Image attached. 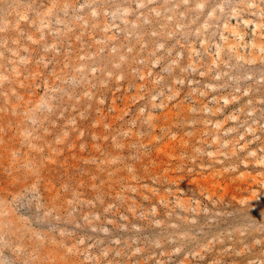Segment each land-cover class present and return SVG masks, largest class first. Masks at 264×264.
<instances>
[{"label":"rangeland","instance_id":"1","mask_svg":"<svg viewBox=\"0 0 264 264\" xmlns=\"http://www.w3.org/2000/svg\"><path fill=\"white\" fill-rule=\"evenodd\" d=\"M0 264H264V0H0Z\"/></svg>","mask_w":264,"mask_h":264}]
</instances>
